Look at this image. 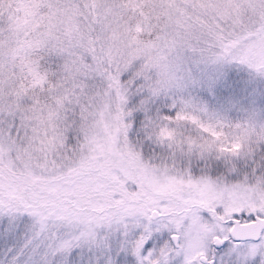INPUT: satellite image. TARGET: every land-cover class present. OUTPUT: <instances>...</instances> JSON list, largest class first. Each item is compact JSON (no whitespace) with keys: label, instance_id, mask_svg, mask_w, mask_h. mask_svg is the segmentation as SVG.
<instances>
[{"label":"snow or ice","instance_id":"1","mask_svg":"<svg viewBox=\"0 0 264 264\" xmlns=\"http://www.w3.org/2000/svg\"><path fill=\"white\" fill-rule=\"evenodd\" d=\"M0 264H264V0H0Z\"/></svg>","mask_w":264,"mask_h":264}]
</instances>
